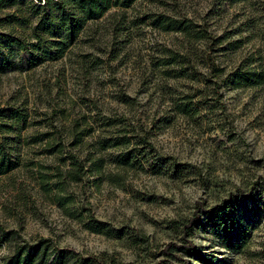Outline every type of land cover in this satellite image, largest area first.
<instances>
[{"label":"rangeland","instance_id":"374dc122","mask_svg":"<svg viewBox=\"0 0 264 264\" xmlns=\"http://www.w3.org/2000/svg\"><path fill=\"white\" fill-rule=\"evenodd\" d=\"M35 4L17 0L0 6V18L15 14L19 19L12 26L27 33L36 21ZM158 11L192 18L223 37L226 49L217 53L216 62L225 72L251 56V68L264 71V0H137L127 8L121 29L115 17L106 18L108 12L88 21L57 61L30 67L28 51L7 49L14 66L0 73V148L14 168L0 174V227L13 232H0V264H11L17 245L43 238L50 246L41 255L51 253L47 264H96L88 260L93 256L177 264L163 249L183 242L181 225L195 202L210 207L237 187L253 188L251 196L235 199L226 213H203L186 236L194 248L175 252L190 264H264V81L223 83L200 64L193 78L165 76L151 57L160 47L178 46L180 39L177 32L148 25L146 13ZM24 17L28 21L21 26ZM10 28L1 22L2 32ZM235 40L237 48L230 43ZM216 49L212 45L208 52ZM188 92L195 97L194 112L187 115L175 103ZM11 106L27 114L25 123L9 118ZM103 117L140 129L154 152L142 168L123 170L112 161L116 150L108 149L101 171L75 182L67 163L49 154L46 139L39 137L48 133L57 143L54 149L59 134L79 120L90 142L99 132L93 120ZM66 144L64 152H77ZM86 152L80 156L87 167ZM153 154L163 159L160 173L150 167ZM41 174L52 184L50 191L41 185ZM57 181L64 187L60 194L71 198L66 207L57 202ZM82 206L104 228L91 224ZM53 252H60V262H51Z\"/></svg>","mask_w":264,"mask_h":264},{"label":"trees","instance_id":"16d2710c","mask_svg":"<svg viewBox=\"0 0 264 264\" xmlns=\"http://www.w3.org/2000/svg\"><path fill=\"white\" fill-rule=\"evenodd\" d=\"M137 0H37L34 5L35 9V24L30 28L29 32L25 33L24 28L19 30L13 25V21L17 20L15 14H7L4 18H0V25L5 21L6 25L11 26L9 32L0 30V73L12 70L14 64L9 59L7 49L13 47L19 50L29 52L28 64L30 67L44 63L45 61H57L65 56L71 47L79 40L80 34L86 29L88 21H95L105 15L107 17H115L117 28L121 29L122 22L126 19L127 8L131 7ZM17 3V0H0V6L8 7ZM146 13V12H144ZM148 25L152 28L159 29L164 32L179 33L178 46H164L156 50V56H152V60L157 67H161L162 73L169 78H193L196 73L195 66L197 64L205 67L213 76L219 75L223 83H235V85H260L264 81V71L256 68H251L254 62L253 56L244 59L233 69L225 72L224 66H219L216 62L217 53L223 49L224 38L221 36H213L208 32L207 28L192 18L176 17L165 12L146 13ZM139 19V18H138ZM140 18L142 22L146 20ZM28 21V17L21 19V26ZM16 27V28H15ZM18 29L19 34H16ZM25 33V34H24ZM240 42L235 40L230 42L235 45ZM229 43V44H230ZM214 45L216 50L213 55L208 52V48ZM207 49V50H206ZM216 53V54H215ZM193 74V75H192ZM217 95L220 96L219 92ZM195 95L185 93L181 102L175 103V109L179 113L190 114L194 112V103L192 99ZM128 102V98L125 97ZM27 114L18 107H12L9 118L16 122H26ZM99 121V124H98ZM93 123L99 126V132L95 140L86 142L84 139L89 133L84 129L79 130V120H72L70 127L65 133H60L61 138L58 146L54 149L55 142L51 141L49 134L45 133L39 137V141L45 140V150L49 154L58 155L61 165L67 163L69 169L67 171L69 178L75 182L82 180L86 174L94 175L100 172L104 164V153L108 149L116 150L112 154V161L120 166L123 170H128L135 167H143V162L146 161L147 155L154 152V147L149 142L142 131L139 129L135 132L136 127L130 123H123L121 119L115 120L112 117H103L98 120H93ZM116 125L115 130H110V127ZM6 129H9L8 127ZM66 141L77 150V152H64ZM52 147V148H51ZM86 149V167L85 162L80 154ZM63 152L65 156L63 157ZM103 153V154H102ZM113 153V152H112ZM155 155V154H153ZM150 167L156 173L161 172L163 159L159 155H155L152 159ZM60 166V165H59ZM190 167L194 168L190 165ZM14 168V162L0 148V174H4ZM195 169V168H194ZM46 175H40V183L47 191L52 189V184L46 180ZM57 202L62 207H66L70 199L60 194L63 190L62 181L53 183ZM252 189L244 190L240 187L235 188L233 192L222 199L219 203L207 207L206 204L197 201L195 202L192 215L181 225L182 243L169 242L164 246L163 252L166 256L177 259V264H190V261L176 254V250L184 249L191 251L194 248V243L186 236L201 218L207 213L228 212L231 207V202L237 198L249 197L252 194ZM88 213L91 224H96L101 228L105 225L100 220L96 219L90 208L81 207ZM95 229V228H94ZM1 233H10L11 230L4 231L0 227ZM48 239H40L37 243L29 245L27 242L19 244L15 247L14 253L11 256V264H47L48 256L42 258V254H46L49 249ZM51 262L58 263L61 261L60 252H53ZM38 260L36 261V259ZM88 260L96 264H134L133 262H122L114 257L100 259L96 256L89 257ZM151 264V263H140ZM158 264H165L164 261Z\"/></svg>","mask_w":264,"mask_h":264}]
</instances>
